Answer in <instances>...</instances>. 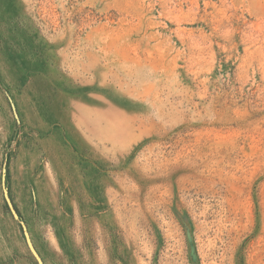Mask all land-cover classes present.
I'll return each instance as SVG.
<instances>
[{"label": "rangeland", "instance_id": "374dc122", "mask_svg": "<svg viewBox=\"0 0 264 264\" xmlns=\"http://www.w3.org/2000/svg\"><path fill=\"white\" fill-rule=\"evenodd\" d=\"M0 264H264V0H0Z\"/></svg>", "mask_w": 264, "mask_h": 264}]
</instances>
